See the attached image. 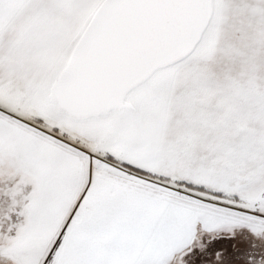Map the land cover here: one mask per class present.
I'll return each instance as SVG.
<instances>
[{
    "label": "snow or ice",
    "instance_id": "6c2138e0",
    "mask_svg": "<svg viewBox=\"0 0 264 264\" xmlns=\"http://www.w3.org/2000/svg\"><path fill=\"white\" fill-rule=\"evenodd\" d=\"M0 264H264V0H0Z\"/></svg>",
    "mask_w": 264,
    "mask_h": 264
}]
</instances>
